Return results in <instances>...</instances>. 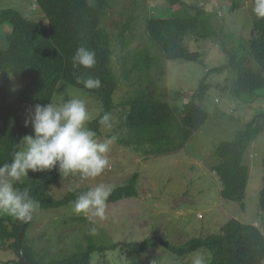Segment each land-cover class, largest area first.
I'll return each mask as SVG.
<instances>
[{
	"label": "rangeland",
	"instance_id": "374dc122",
	"mask_svg": "<svg viewBox=\"0 0 264 264\" xmlns=\"http://www.w3.org/2000/svg\"><path fill=\"white\" fill-rule=\"evenodd\" d=\"M182 1L204 9L211 20V37L199 41L184 39L183 42L190 52L201 55V63L167 61L148 41L145 22L151 16H165L170 9L166 0H109L102 23V29L110 38L114 73L120 76L124 70L131 69L135 56L149 48L155 65L148 74L165 100L179 107L191 100L208 69L226 63L222 42L231 48L237 40H248L253 23L260 19L253 14L250 0ZM10 8L29 20L44 21L36 0H0V12ZM10 32V25L0 26L1 48H6ZM236 78V73L231 71L208 77L210 89L202 107L209 118L201 131L195 133L180 151L158 157L146 156L116 142L109 153L110 166L101 176L83 182L79 177L69 176L54 186L51 196L57 199L76 184L85 188L103 182L115 188L126 184L133 174L138 175L136 197L107 203L106 220L75 215L72 205L63 209H39L27 231L29 245L36 256L44 264H49L66 258L79 247H84L88 239H93L97 245L116 247L102 254L92 253L91 264H191L193 253L178 258L157 247L134 255L124 244L151 239L157 243L167 241L173 246H182L192 239L217 233L230 218L254 225L264 234L258 206L264 163V124L258 123L261 131L255 136L245 157L249 181L242 204L221 198V185L213 170L218 163L215 157L217 146L221 142L232 141L237 131L264 111L263 99L247 103L235 93ZM27 82L10 77L7 87L9 103L15 100ZM2 83L3 75L0 73V85ZM146 85V80L139 79L136 73L129 79L120 78L113 99V127L110 130L100 127V140L112 135L118 139L124 137L125 128L121 127L128 110L127 103ZM72 97L86 101L91 116L89 122L101 113L97 99L62 82L57 85L52 102H63ZM32 108L20 105L23 125ZM28 127V135L33 134L30 124ZM4 218L5 225L10 229L15 219L6 215ZM92 227L97 228L95 235L89 231ZM7 249L0 245V264L17 260L16 254Z\"/></svg>",
	"mask_w": 264,
	"mask_h": 264
},
{
	"label": "trees",
	"instance_id": "16d2710c",
	"mask_svg": "<svg viewBox=\"0 0 264 264\" xmlns=\"http://www.w3.org/2000/svg\"><path fill=\"white\" fill-rule=\"evenodd\" d=\"M166 1L170 9L165 16H151L145 22L148 41L167 61L201 63V55L190 52L183 42L184 39L199 41L212 36L209 15L204 9L190 6L182 0ZM250 1L254 4V0ZM36 5L44 21L29 20L12 8L0 12V26H11L6 48L0 46V73L3 75L0 85V164L10 161L13 152L18 150L17 146L22 144V138L30 133V128L21 123L20 105L34 107L52 102L60 82L99 101L101 113L87 126L100 136L99 117L104 112L112 114L120 78L129 79L133 73L139 74V79L146 80L147 85L128 101L121 127L125 128V135L117 139V143L126 149L155 157L180 151L195 133L201 131L209 118L202 102L210 89L207 84L210 75L234 72L237 75L234 89L239 97L247 103L264 100V18L253 23L248 40H237L231 48L222 42L226 63L208 69L191 100L179 107L165 100L148 74L155 65L149 48L135 56L131 69L124 70L120 76L114 73L110 38L102 29L109 0H92L91 5L86 0H36ZM81 45L96 53L97 64L88 72L100 79L102 86L99 89H85L76 83V77L83 69H73L71 57ZM10 77L28 81L12 103L8 101ZM259 122L264 124V111L237 131L232 141L221 142L215 149L218 163L213 170L221 185L222 199L239 204L245 199L249 168L244 162L252 141L261 131ZM137 177L133 174L126 184L115 187L108 203L136 197ZM65 179L55 168L43 173L29 171L16 187L21 190L28 188L32 198L40 202V210L63 209L72 205L78 192L88 188L68 191L60 198H53L52 188ZM258 206L264 224V163ZM31 221L22 223L15 220L9 229L4 215L0 216V245L17 256V260L10 264H44L29 245L27 231ZM124 245L134 255L161 247L178 258L202 250L210 254L208 264L264 262V234L253 225L231 218L217 233L192 239L182 246H173L167 241L157 243L151 239ZM115 247L97 245L93 239H88L84 247L49 264H91L92 253L102 254Z\"/></svg>",
	"mask_w": 264,
	"mask_h": 264
},
{
	"label": "clouds",
	"instance_id": "9594fccd",
	"mask_svg": "<svg viewBox=\"0 0 264 264\" xmlns=\"http://www.w3.org/2000/svg\"><path fill=\"white\" fill-rule=\"evenodd\" d=\"M86 2L92 4V0ZM252 12L256 17L264 18V0H254ZM71 64L75 70L83 69L76 77L77 84L89 90L102 86L100 79L88 72L97 64L94 50L85 45L77 47ZM90 119L86 101L79 97L45 105L36 104L29 110L24 126L30 124L33 134L24 136L10 161L0 164V216L6 215L27 223L39 211L40 202L32 198L29 189L16 187L29 171L45 172L55 168L60 176H76L83 182L95 180L109 168V153L118 137L112 135L100 140L96 131L87 126ZM112 120L111 113L104 112L98 124L110 130ZM79 187L76 184L69 190L75 192ZM113 191V185L101 182L78 192L72 201L73 214L106 220L107 203ZM89 231L95 235L97 228L92 227ZM209 255L197 250L192 254L191 264H207Z\"/></svg>",
	"mask_w": 264,
	"mask_h": 264
},
{
	"label": "bare ground",
	"instance_id": "6f19581e",
	"mask_svg": "<svg viewBox=\"0 0 264 264\" xmlns=\"http://www.w3.org/2000/svg\"><path fill=\"white\" fill-rule=\"evenodd\" d=\"M224 65V64H223Z\"/></svg>",
	"mask_w": 264,
	"mask_h": 264
}]
</instances>
